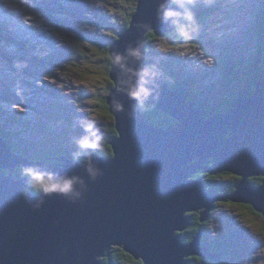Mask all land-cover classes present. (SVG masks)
Returning a JSON list of instances; mask_svg holds the SVG:
<instances>
[{"label": "water", "instance_id": "1", "mask_svg": "<svg viewBox=\"0 0 264 264\" xmlns=\"http://www.w3.org/2000/svg\"><path fill=\"white\" fill-rule=\"evenodd\" d=\"M185 17L173 0H137L128 27L111 43L113 87L105 99L116 132L111 157L58 155L46 165L18 155L0 137V264H103L113 248L142 264L217 262L201 231L182 242L190 214L204 223L217 203L230 202L264 220V182H250L264 178V80L207 118L145 60L146 36L169 34ZM142 105L177 125L147 123ZM198 172L239 181L231 194H211L201 177L193 178ZM32 178L47 184L43 193L30 189Z\"/></svg>", "mask_w": 264, "mask_h": 264}, {"label": "rangeland", "instance_id": "2", "mask_svg": "<svg viewBox=\"0 0 264 264\" xmlns=\"http://www.w3.org/2000/svg\"><path fill=\"white\" fill-rule=\"evenodd\" d=\"M177 1L191 12L193 24L159 39L149 49L150 66L165 60L175 73L166 69L168 80L206 106L225 100L234 86L245 88L255 77L254 66L264 76V0ZM132 8L134 0H0V133L22 157L49 163L60 152L101 148L113 124L96 102L109 95L104 49ZM30 23L52 39L28 45L11 36ZM182 35L190 37L178 45ZM22 172L27 171L15 170ZM216 206L204 237L227 243L233 235L220 264H264V221L249 212L243 217L237 206Z\"/></svg>", "mask_w": 264, "mask_h": 264}, {"label": "trees", "instance_id": "3", "mask_svg": "<svg viewBox=\"0 0 264 264\" xmlns=\"http://www.w3.org/2000/svg\"><path fill=\"white\" fill-rule=\"evenodd\" d=\"M136 1L137 0H134L135 7H136ZM184 1L185 0H183V2ZM173 2L181 10L184 11L186 17L182 21L180 26H178L175 31H173V32H171L169 34H166L164 36H155L152 33H149L146 36V41L144 43V45H145V52H144L145 60H146V62L148 64V66L153 68V69H155V67L150 66L149 65V61H148V59L150 57L149 49L152 48L155 45V43L159 41V39L164 38V37H170L171 35L176 34L177 31H179V29H181V25L183 23L187 24V26H189V23H187V22H190L191 25L193 24L192 23L193 21H188L189 20L188 16L191 15V12L188 11L187 9L183 8L181 5H179L177 3L178 2L177 0H173ZM134 10H135V8H132V12L126 15V17L124 19L123 26L120 29V32L122 30L126 29V27H128L129 22H130V17L134 13ZM205 14L206 13L200 14L199 17L201 16V17L205 18L207 16V14L206 15ZM189 34H191V32H189L188 35ZM117 35H116L115 39H113V41H115L117 39ZM113 36H115V35H113ZM187 36H184V35L177 36L178 45L186 44V42H187L186 41V37ZM188 37H190V36H188ZM113 41H111L109 43H112ZM109 49H110L109 45L104 49V54H105L104 65L106 67V69L104 71V74L108 78V93L110 92V90L113 87V84L111 83V81L109 79V72H110V68H111V64H112V61H111L110 56H109ZM158 64H160V65H158L156 69L162 70L164 74L167 73L166 72V69H167V71H169L171 75L175 76V73L172 70H170L169 66L165 63V60L161 59ZM253 69H254L253 74H254L255 77L253 78V80L251 82H249L248 85L245 86V88H243L242 90H237V89H239L238 86H234L233 90L229 91V92H231L233 94L231 96H229V92H227L228 96L226 95L225 100L216 103L215 106H213V105L206 106L205 103L197 101L198 102L197 104L200 105V109L201 110H207V114H206L207 118H210L211 116H214V115H219V114L225 113L230 108L231 103L234 101V99L236 97H238V96H247V95H251V94L254 93V81L264 80V76H263V73H262L261 68L259 66H257V67L254 66ZM167 80H168V77H167ZM168 82H169V85L172 88H174V89L178 88V86H176L172 82H170V81H168ZM224 82H226V81H224ZM184 94L189 95L190 96L189 99H191V100L194 98L191 93H184ZM97 99L99 100V101L96 100V102L99 103V108H101L105 112V114H108V107L106 106V103H105L106 96L104 98H97ZM141 110H142L143 116L145 117L146 122L151 124V125L157 126L158 128H163L164 129V128H169V127L177 125V122L175 120H173L172 118L168 117L165 114L160 113L158 110H156V109H154L152 107H148L146 105H142ZM110 119L113 120V118L111 116H110ZM107 133L109 134V137L102 142L101 148L98 149V150H85L84 153L81 154V155H76L77 153L76 154L75 153H71V154L65 153L64 154L62 152H60L58 155H61V156H64V157H69L71 159H78L80 161L84 160V157L87 154H100V155H103L105 158L111 157L112 156V152H111V148L109 146V140L112 137L116 136V132L114 130V121H113V124L111 125V129L108 130ZM0 137H2L1 133H0ZM2 139H3V137H2ZM3 140H5V139H3ZM5 141L9 144V142L7 140H5ZM10 147H11V145H10ZM11 149H12V151L16 152L18 155L22 156L23 152L17 151L14 148H11ZM23 158H24V156H23ZM38 160L43 161L46 165L53 163L51 161L49 163H47V160H45V158L44 159L40 158ZM207 164H210V161H208ZM29 175L30 174L28 172H26V174H24L25 177H27ZM200 177L203 179V183L205 185L206 191L211 193V194H227V195L231 194L234 191V186L239 181V178H237V177H235L233 175L227 174V173H223L221 175L214 176V177L207 176L205 174H200V175H196V176L194 175L193 176V178H200ZM222 179H223V181H222ZM250 182L255 187H257L255 183H259L258 186H261L260 185L261 180H257V179L251 178ZM46 188H47V184L44 181H42L40 179H37V178H32L31 179V181H30V189L33 192H35L37 194L38 193H43ZM228 205L237 206L240 209V211L242 212L243 217H244L243 212H249L250 214L257 216L258 218H261V216L259 214L255 213L253 211V209L250 208L249 206L234 205L232 203H230ZM216 208H217V206H216ZM190 216H191L190 226L188 227V229L186 231H184L181 234L182 242L183 243L191 242L192 239L194 238V236L196 235V233L201 231L202 232V242H204L205 244L211 245L212 250H214L213 252L218 254L220 256V259H221V256H222L221 254H223L221 252V250H224L223 248H228V247H232L233 246V241H232L233 235L228 236L226 239H224V240H227V243H224L223 241L220 242L219 239H217L215 241H208L204 237V230L206 229L205 226L207 225L209 220H207L204 223H201L198 213L197 214H190ZM224 258H226V257H224V255H223V259ZM121 260L132 262V264H142L140 261H135L131 256L125 254L124 251H122V249H119V248H116V249L112 250L110 258H108L106 260H103V262H108V264H120ZM188 261H189V264H205V263L213 264L214 263V262H209L207 260H203V259L197 258V257L189 258ZM221 261H223V260H219V263H214V264H220V263H222Z\"/></svg>", "mask_w": 264, "mask_h": 264}, {"label": "bare ground", "instance_id": "4", "mask_svg": "<svg viewBox=\"0 0 264 264\" xmlns=\"http://www.w3.org/2000/svg\"><path fill=\"white\" fill-rule=\"evenodd\" d=\"M56 2L58 1L59 3H63V2H65V0H55ZM81 4V3H80ZM22 16V15H21ZM33 22H36V21H33ZM25 24V23H24ZM31 24V23H30ZM29 24V25H30ZM37 24V23H36ZM27 24H25V26H26ZM37 25H39V24H37ZM22 24L17 28V30H12V31H10V34H11V36L14 38V39H16V40H19L20 38H24V42H30V44H28V45H40L41 44V38H51V37H53V36H51V34L50 35H48V31L46 32V30H45V28H42L41 26V29L40 28H38V27H35V26H33V24H31L30 26H28V27H24V25L22 26ZM32 27L34 28V30H36V31H34L33 29H32ZM31 31H34V33L33 32H31ZM29 35H30V37H29ZM34 39V42H33V40H32V38ZM41 39V40H40ZM52 39V38H51ZM43 41V40H42ZM51 41V40H50ZM10 112H12V113H15V111H14V109L12 108V109H10ZM198 173H202V172H198ZM204 174V173H203ZM207 175V174H206ZM214 210V209H213ZM212 210V211H213Z\"/></svg>", "mask_w": 264, "mask_h": 264}, {"label": "flooded vegetation", "instance_id": "5", "mask_svg": "<svg viewBox=\"0 0 264 264\" xmlns=\"http://www.w3.org/2000/svg\"><path fill=\"white\" fill-rule=\"evenodd\" d=\"M188 96V99H189V95H187ZM198 103V102H197ZM199 105V104H198ZM199 107H200V105H199ZM198 175V174H197ZM196 176V175H195ZM254 179H257V180H261V182H260V185L264 182V178L263 177H256V178H254ZM256 184V186L257 187H259L258 185H259V183H255ZM254 186V185H253ZM255 187V186H254ZM222 204L223 205H228V204H230L229 202L228 203H217V208H216V210L220 207V206H222ZM251 208V207H250ZM261 219L263 220V218L261 217ZM209 220V219H208ZM264 221V220H263ZM207 226V225H206ZM205 226V227H206ZM204 243V242H203ZM205 244V243H204ZM208 245V244H207ZM214 250H212V252H213ZM222 256H221V259L220 260H223V254H221ZM108 258H110V256L108 257ZM107 259V258H106ZM106 259H104V260H106ZM208 261V260H207ZM103 262V261H102ZM209 262H213V261H209ZM219 261H217V262H215V263H218ZM105 263H108V262H105Z\"/></svg>", "mask_w": 264, "mask_h": 264}]
</instances>
